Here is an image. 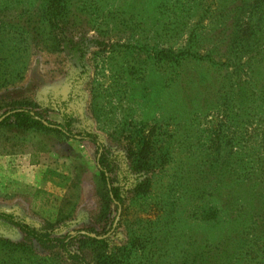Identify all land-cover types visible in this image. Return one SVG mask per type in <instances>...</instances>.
I'll return each instance as SVG.
<instances>
[{"label":"rangeland","instance_id":"374dc122","mask_svg":"<svg viewBox=\"0 0 264 264\" xmlns=\"http://www.w3.org/2000/svg\"><path fill=\"white\" fill-rule=\"evenodd\" d=\"M44 1L0 0V115L27 101L94 134L125 204L104 206L93 144L0 127V211L78 236L86 258L80 234L107 239L112 264H247L250 249L264 264V0H67L74 52L41 44ZM187 52L212 55L161 60ZM23 239L0 221V240ZM32 249L0 264H63Z\"/></svg>","mask_w":264,"mask_h":264},{"label":"trees","instance_id":"16d2710c","mask_svg":"<svg viewBox=\"0 0 264 264\" xmlns=\"http://www.w3.org/2000/svg\"><path fill=\"white\" fill-rule=\"evenodd\" d=\"M66 2L67 0H45L42 3L43 18L47 26L48 34H50V40L41 42L44 46H51L58 48H70L71 52L75 51V46L70 41L67 42L66 36ZM40 30V27L38 28ZM51 41V42H50ZM191 42V41H190ZM70 45V47H69ZM188 51H192L188 49ZM212 52H207L205 57H197L195 54L181 53L175 57L166 56L161 59L165 61L171 69L180 67L184 61H198L203 62L205 59L211 57ZM47 110H40L27 101L18 102L17 105L6 110L0 118V127H12L19 131H37L44 133H53L67 138H78L81 141L89 142L95 146L96 151V164L99 171V178L103 184L104 193H101L104 206L114 205L117 209L122 208L125 204V199L122 197L121 189L118 186H113V179L109 177L112 172L111 163L104 152H100L101 145H99L96 136L92 133H73L71 131L70 119L65 117L62 125L51 123L46 117ZM261 139L264 145V130L261 131ZM147 152V147L143 145L138 155L142 156ZM148 158L145 157L142 163L136 161L134 165L135 171H142L148 173L151 165L148 163ZM148 189V181L139 183L133 193L138 195ZM206 216L211 217V220L216 219V213L209 211L205 213ZM0 221L13 226L24 237L23 243L12 244L8 241L0 240V255L5 257L6 262L12 259L15 255H21L24 257L33 256L32 245L36 244L42 249H49L53 251L54 255L59 260L58 263L63 264H112L111 258L105 255V248H107V239L92 238L87 235H79V237L85 238L95 247V253L89 258H86L79 251L73 250V240L78 236L73 235H57L53 230L38 229L31 226L22 220L15 217L13 214L0 211ZM110 229V227H109ZM93 233V231L91 230ZM104 231L103 233L105 234ZM245 260L247 264H254L257 262V256L254 251L248 250L245 253ZM20 258V256H19ZM18 258V259H19Z\"/></svg>","mask_w":264,"mask_h":264},{"label":"water","instance_id":"95a60500","mask_svg":"<svg viewBox=\"0 0 264 264\" xmlns=\"http://www.w3.org/2000/svg\"><path fill=\"white\" fill-rule=\"evenodd\" d=\"M2 120V118L0 119V121ZM90 236H93V235H90ZM94 237V236H93Z\"/></svg>","mask_w":264,"mask_h":264},{"label":"crops","instance_id":"0c3cea01","mask_svg":"<svg viewBox=\"0 0 264 264\" xmlns=\"http://www.w3.org/2000/svg\"><path fill=\"white\" fill-rule=\"evenodd\" d=\"M1 168V167H0Z\"/></svg>","mask_w":264,"mask_h":264}]
</instances>
